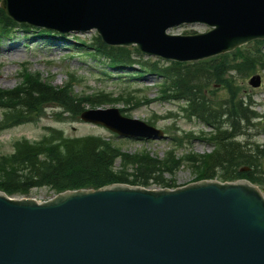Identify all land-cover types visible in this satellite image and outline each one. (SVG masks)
Masks as SVG:
<instances>
[{"label":"water","instance_id":"1","mask_svg":"<svg viewBox=\"0 0 264 264\" xmlns=\"http://www.w3.org/2000/svg\"><path fill=\"white\" fill-rule=\"evenodd\" d=\"M0 6L19 24L96 29L106 44L136 45L182 62L264 39V0H1ZM183 24L208 29L168 32ZM249 82L257 87L261 76ZM81 117L121 136L162 135L116 107ZM55 195L37 203L0 191V264H264V196L248 180H202L174 190L113 184Z\"/></svg>","mask_w":264,"mask_h":264},{"label":"trees","instance_id":"2","mask_svg":"<svg viewBox=\"0 0 264 264\" xmlns=\"http://www.w3.org/2000/svg\"><path fill=\"white\" fill-rule=\"evenodd\" d=\"M15 27L16 23L0 7V35H9ZM40 33L51 35L44 30ZM77 39L72 47L85 49L97 61L128 72L130 78L145 73L159 77V85L164 90L162 99L185 102L183 109L187 116L197 117L212 128L207 140L212 143L213 150L193 158L198 179L246 178L264 187V146L252 140L249 132L258 125L257 118L264 114L255 110L251 95H245L243 86L235 81V78H245L264 68V41L255 40L233 52L182 63L145 58L135 47L107 45L97 34L90 42ZM136 63L138 67L134 68ZM22 76L19 86L0 89V107L6 110L0 128L38 117V112L49 102L78 116L87 103L95 105L110 99L74 93L71 79L56 87L50 80H42L39 73L27 69ZM213 83L221 85L225 94L217 98L208 96L206 91ZM29 112H33L32 116ZM48 130L38 141L17 140L14 152L0 156V190L9 195H27L35 187L62 192L98 189L112 183L174 186L172 181L153 175L155 171H172L175 163H179V159H172L174 150L165 157L172 159L168 162L170 166H160L164 160L145 152L134 155L131 160L136 172L129 175L127 171L116 169V160H125L127 154L109 140L95 135L71 137L53 127ZM245 167L248 169L243 170Z\"/></svg>","mask_w":264,"mask_h":264},{"label":"rangeland","instance_id":"3","mask_svg":"<svg viewBox=\"0 0 264 264\" xmlns=\"http://www.w3.org/2000/svg\"><path fill=\"white\" fill-rule=\"evenodd\" d=\"M26 29L28 31L17 25L12 29L9 37L0 39V88L12 89L19 86L23 77L21 72L26 69L32 73H39L42 80H50L56 87L63 86L71 79L74 81L73 90L76 94L110 98L95 105L87 103L86 108L110 106L125 108V111H122L124 115L150 122L163 133L144 139L118 137L106 127L85 122L80 115L64 113L63 108L56 107L54 103L49 102L43 106L40 113L38 112V117H29L23 123L0 129V155L11 153L14 149V141L19 138L40 140L52 126L72 137L97 135L109 140L113 146L127 154L125 160H116V169L127 171L129 175L136 172L132 165L134 161L131 158L138 153L145 152L164 160L165 162L163 161L160 166L163 164L170 166L168 162L172 159L174 161L179 159V163H175L172 171L166 169L167 171H155L153 174L164 180L172 181L174 188L186 186L198 180V168L194 166L193 158L197 159L199 155L213 150L212 143L206 140L212 128L197 117L186 116L183 110L185 102L162 99L164 90L159 85L161 82L159 77L147 75L142 80L130 78L127 76L129 73L107 67L104 62L97 61L86 54L85 49L72 47V44L78 40L77 38L90 42L96 30L67 33L56 37L57 40L51 42L46 40L47 37H41L40 33L36 32V27L29 26ZM205 29L202 25H182L171 29L170 32L188 34ZM12 44L17 45L18 53L8 52ZM135 67L138 65L135 64ZM255 72L262 75V84L259 87L254 88L249 84L250 75L245 78H235V81L243 86L245 95H251L256 105L255 109L264 114V68ZM206 94L217 98L224 95L225 91L221 85L213 83ZM2 111L3 109L0 108L1 119ZM28 114L32 116L33 112ZM257 122H259L258 125L249 131L252 134L251 139H255V142L264 146V118ZM174 137L177 140L181 139V143L176 142ZM174 149L175 157L165 158L167 153ZM187 154H191L190 157H186ZM262 171H264V160ZM164 188L166 187L159 184L147 187L152 190ZM55 194L49 187H35L27 198L43 202L50 200Z\"/></svg>","mask_w":264,"mask_h":264},{"label":"bare ground","instance_id":"4","mask_svg":"<svg viewBox=\"0 0 264 264\" xmlns=\"http://www.w3.org/2000/svg\"><path fill=\"white\" fill-rule=\"evenodd\" d=\"M48 39H50L49 37H47V39L46 40H48ZM70 43H72V42H70ZM15 44V43H14ZM14 44H12V45H14ZM50 44H52V43H50ZM11 45V48L8 50V52L10 53V52H15L14 54H16V53H18L17 51H19V48L17 47V45H14V46H12ZM3 50L5 51V48H3ZM11 50V51H10Z\"/></svg>","mask_w":264,"mask_h":264}]
</instances>
